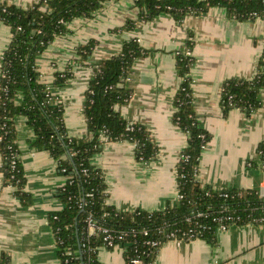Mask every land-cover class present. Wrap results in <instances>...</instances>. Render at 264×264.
I'll use <instances>...</instances> for the list:
<instances>
[{
	"label": "crops",
	"instance_id": "obj_1",
	"mask_svg": "<svg viewBox=\"0 0 264 264\" xmlns=\"http://www.w3.org/2000/svg\"><path fill=\"white\" fill-rule=\"evenodd\" d=\"M40 0H0L26 8ZM140 10L135 0H110L90 18H76L68 32L56 37L38 57L41 82L48 85L64 105L68 134L88 138L83 106L93 73V64L119 53L123 44L137 39L147 50L133 65L127 86L130 100L119 106L132 123L148 128L157 142L156 159L140 161L135 144L129 141L106 142L92 164L104 172L107 202L122 211L163 210L176 204L177 167L188 144V134L174 121L175 95L183 81L176 69L177 53L192 33L191 69L194 108L210 133L202 150L197 178L204 186L216 189L264 191V168L258 145L264 140V107L248 114L240 108L223 113L221 100L226 80L252 79L264 55V18L238 20L224 7H212L201 15H188L182 22L170 14L137 22L121 29L128 20L138 21ZM12 32L0 20V73L4 51ZM91 40L96 42L91 57L82 63L78 50ZM71 70L63 86L54 85L55 75ZM18 146L26 178L25 191L32 203L23 205L15 187L4 183L0 152V254L10 264H62L49 215L64 203L59 190L67 177L48 150L31 146L33 128L25 116L16 119ZM100 264H129L121 247H100ZM153 264H264V223L232 225L218 232L214 242L197 238L168 241Z\"/></svg>",
	"mask_w": 264,
	"mask_h": 264
},
{
	"label": "trees",
	"instance_id": "obj_2",
	"mask_svg": "<svg viewBox=\"0 0 264 264\" xmlns=\"http://www.w3.org/2000/svg\"><path fill=\"white\" fill-rule=\"evenodd\" d=\"M108 1L40 0L26 8L0 4V20L9 25L12 32L0 73V152L4 183L15 187V195L23 205L32 203V196L25 191L26 178L17 141L16 119L25 116L35 133L31 146L48 150L58 162L59 171L67 177L58 192L64 207L49 215L62 264H100L98 250L104 247V235H88L89 216L113 234L136 230V234H130L119 243L127 250L124 252L127 262L128 255L136 247L141 253L151 251L150 256H143L145 264H153L160 248H149L144 241L161 239L166 243L165 234L172 229H189L192 224L186 217L196 209L212 207L217 210L228 206L231 212L241 216L236 225L264 223L254 222L264 218V198L259 197L256 190L226 189L230 196L224 198L214 188L202 185L196 177L202 150L211 136L193 103L191 69L196 59L193 54H187L192 52L194 45L191 32L177 53L176 69L183 81L174 98L176 111L173 118L174 123L188 134V144L182 152L188 159L179 160L177 167L178 190L183 198L157 211H122L108 204L104 172L92 164V157L101 152L106 142L126 140L134 143L135 156L140 161L154 160L158 155L159 146L148 128L139 123L130 125L118 109L131 98L127 81L134 62L145 56L147 50L137 39H132L123 44L119 53L93 64L83 106L90 133L88 138H74L68 134L64 105L50 87L41 82L37 68L38 57L56 37L68 32L70 22L92 17ZM135 5L140 10L138 21L128 20L121 29H131L137 22L149 21L162 14H170L182 22L188 15L205 14L217 6L224 7L238 20L264 18V0H135ZM95 44L91 40L80 46L79 61L84 63L90 59ZM55 76L54 85L61 87L72 77V72L67 70ZM221 105L224 114L233 108L250 114L264 107V55L255 77H233L224 82ZM101 135H105L106 140H102ZM258 153L264 168V140L258 145ZM205 225L211 228L198 232V237L214 242L217 223L203 219L198 231ZM144 229L148 230V235H144ZM83 243L85 247H82ZM65 251H71L73 255L66 256ZM66 257H69L68 263H64ZM0 264H10L8 254H0Z\"/></svg>",
	"mask_w": 264,
	"mask_h": 264
},
{
	"label": "built area",
	"instance_id": "obj_3",
	"mask_svg": "<svg viewBox=\"0 0 264 264\" xmlns=\"http://www.w3.org/2000/svg\"><path fill=\"white\" fill-rule=\"evenodd\" d=\"M187 54H192L191 51H188ZM132 125V122L131 124ZM132 128V127H131ZM101 139L102 140H106L105 135H101ZM187 160L188 159V155H184L181 153L180 155V160ZM13 163H15V161H13ZM198 174V173H197ZM196 174V177H197ZM198 179V178H197ZM218 192H220V196L227 198L230 196L229 192H227L226 189H214ZM257 193L259 194V197L264 198V191H257ZM183 198V196L181 195V193H179L178 190V195H177V202L178 203L181 199ZM80 205H83V203H81ZM203 219H212L214 222L217 223V233L218 232H222V231H226L228 230L232 225H234L237 221L241 220V216L233 213L230 211V208L228 206H222L221 208L217 209V210H213L212 207H209L208 209H196L195 211L191 212V214H188L186 217V220L188 223L192 224L191 227L189 229H182V228H174L172 229L170 232L165 234L166 237V241H173V240H177V241H191L194 239L199 238L198 237V232L199 233H203L205 232V229H210L211 227L208 225H205L202 230L198 231V226L200 224V221ZM257 221L254 222H264V218H257ZM249 223H253V222H249ZM144 235H148L149 232L147 229H144ZM87 233L88 235H93V234H103V240H104V247H121L124 252L127 251L126 248H123L121 246V244L119 243V240H122L124 238H126L127 236H129L130 234H136L137 231L133 230V232H127V231H121L120 233L117 234H113L110 229L103 227L99 224H97V222H95L92 218V216H89L87 218ZM164 240V242H166ZM144 244L149 246V248H154V247H159L161 248L165 243H163V241L161 239H147L144 241ZM140 245V242L139 244ZM82 247H85V243H83ZM151 251L149 252H140L139 248L136 247L132 254L128 255L129 260L128 262L130 264H145L143 256H150ZM66 256H72L73 252L71 251H65L64 253ZM126 254V253H125ZM127 257V256H126ZM69 262V257H66L64 260V263H68ZM150 264V263H148Z\"/></svg>",
	"mask_w": 264,
	"mask_h": 264
}]
</instances>
